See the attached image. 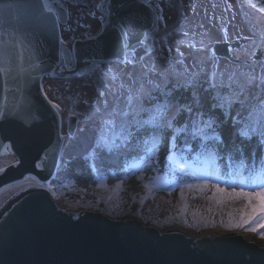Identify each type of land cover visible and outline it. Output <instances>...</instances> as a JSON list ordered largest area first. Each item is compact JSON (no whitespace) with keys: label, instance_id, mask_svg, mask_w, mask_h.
Instances as JSON below:
<instances>
[{"label":"water","instance_id":"obj_1","mask_svg":"<svg viewBox=\"0 0 264 264\" xmlns=\"http://www.w3.org/2000/svg\"><path fill=\"white\" fill-rule=\"evenodd\" d=\"M44 4L0 0V153L8 144L16 157L0 171V189L28 174L48 181L57 169L61 115L44 91V77L65 78L93 62L125 59L144 45L155 21L145 0H107L100 31L72 42L69 66L62 57L63 16ZM246 40L218 41L212 49L242 63L232 49ZM261 56L258 51L253 58ZM75 129L76 118L69 116L67 132ZM246 234L198 236L180 226L161 229L136 216L69 209L47 188L28 187L0 207V264H264V241Z\"/></svg>","mask_w":264,"mask_h":264},{"label":"rangeland","instance_id":"obj_2","mask_svg":"<svg viewBox=\"0 0 264 264\" xmlns=\"http://www.w3.org/2000/svg\"><path fill=\"white\" fill-rule=\"evenodd\" d=\"M145 1L153 7L155 21L142 47L127 52L123 60L93 62L73 76L44 77L45 93L55 105H59L63 147L69 143L70 137L93 127L97 129L101 141L108 142L133 122L139 121L138 117L144 111L143 99L151 92L168 84L193 85L197 81L213 86L217 97L227 106L230 104L225 98L242 105L243 131L264 132V0ZM45 2L63 16L60 22L62 57L71 66L72 42L100 31L107 13L102 6L107 0ZM241 38L247 40L232 49V53L243 60L242 63L214 54V43ZM258 51L262 56L255 60L253 56ZM249 59L251 61L247 62ZM113 75L117 78L113 79ZM129 97H132L131 103ZM178 109L175 103L155 104L148 108L147 120L170 121ZM69 116L76 118V129L72 135L67 132ZM202 129L203 126L197 127L199 132ZM14 162L16 157L7 144L0 153V171ZM215 186L224 191H217ZM28 187H45L54 191L49 181L41 182L36 176L28 174L0 189V207ZM119 188V183L108 186L105 180H101L89 195L86 189L82 192L88 195L89 200L95 198L99 204L109 207L115 206ZM241 191L261 192L264 187L212 183L190 174L180 184V190L174 186L168 194H155L147 204L144 198L142 203L135 201L129 207L131 211L135 206L141 210L145 202V212L151 214L157 209L156 219L173 222L169 227L180 226L198 236L240 230L264 241L261 235L264 227H260L264 224V212L259 210V201L255 197L237 195ZM186 223L191 227H206L196 232ZM224 225L234 229L226 230ZM252 228L257 231H251Z\"/></svg>","mask_w":264,"mask_h":264},{"label":"trees","instance_id":"obj_3","mask_svg":"<svg viewBox=\"0 0 264 264\" xmlns=\"http://www.w3.org/2000/svg\"><path fill=\"white\" fill-rule=\"evenodd\" d=\"M158 103H175L178 112L170 121L147 120L148 108ZM143 108L139 121L108 142L101 141L95 127L70 137L49 181L61 206L101 210L114 218L136 215L165 229L173 222L156 219L157 209L151 214L145 212V202L155 194H168L174 186L180 190V184L190 174L230 186L256 188L253 183L261 184L259 179H240L260 172L264 164V132L241 135L243 107L239 102L227 106L213 86L197 81L193 85L168 84L157 89L144 97ZM198 126H203L201 132ZM237 146H243L242 153L236 150ZM101 180L108 186L120 184L115 206L99 204L95 198L89 200V192ZM85 189L88 195L82 192ZM144 198L141 210L135 206L131 211L129 204L142 203ZM202 227L206 226L191 228L199 232ZM231 227L234 229L223 226L226 230Z\"/></svg>","mask_w":264,"mask_h":264},{"label":"snow or ice","instance_id":"obj_4","mask_svg":"<svg viewBox=\"0 0 264 264\" xmlns=\"http://www.w3.org/2000/svg\"><path fill=\"white\" fill-rule=\"evenodd\" d=\"M43 7L44 8H49V5L48 4H44ZM169 51H171V50L169 49ZM116 78H117L116 75H113V79H116ZM225 100L229 104L232 103V101L229 98H225ZM131 101H132V97H129V103H131ZM75 102H78V101H74V103ZM55 107L58 108L59 105H55ZM73 114H75V113H73ZM241 135L247 136L248 133L246 131H242ZM236 150L242 153L244 149H243V146H237ZM240 179H241L242 182L245 179H251L253 182L255 180L259 179V180H261V184L253 183V186H255V187H264V164H262L261 170H260V172L258 174H254L252 177H243V176H241ZM189 187H191V186H189ZM204 187H207V185H204ZM215 187L217 188V191H221V192L224 191V189L219 188V186H215ZM237 195H242V196H246V197H249V198L255 197L259 201V210L261 212H264V191L255 192V193L241 191L240 193H237ZM249 202L251 203V199H250ZM254 211H255V209H254ZM239 226L240 225H237V227H239ZM260 227H264V224L260 225ZM250 230L253 231V232L257 231L256 228H252ZM261 235L264 236V233H261Z\"/></svg>","mask_w":264,"mask_h":264},{"label":"bare ground","instance_id":"obj_5","mask_svg":"<svg viewBox=\"0 0 264 264\" xmlns=\"http://www.w3.org/2000/svg\"><path fill=\"white\" fill-rule=\"evenodd\" d=\"M245 236H246L248 239L256 240V241L262 243V241H261L260 239L255 238V236H252L251 234H246Z\"/></svg>","mask_w":264,"mask_h":264}]
</instances>
